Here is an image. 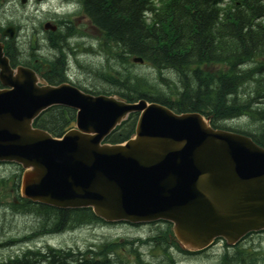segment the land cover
<instances>
[{
	"label": "water",
	"instance_id": "obj_1",
	"mask_svg": "<svg viewBox=\"0 0 264 264\" xmlns=\"http://www.w3.org/2000/svg\"><path fill=\"white\" fill-rule=\"evenodd\" d=\"M0 69L13 87L0 91V161L27 168L24 196L62 208L92 206L107 220L169 219L190 249L217 236L234 244L264 229V147L250 136L145 100L95 97L66 84L39 87L33 72L13 76L1 47ZM55 103L80 109L77 128L62 139L32 125ZM136 110L142 111L136 138L101 144Z\"/></svg>",
	"mask_w": 264,
	"mask_h": 264
},
{
	"label": "trees",
	"instance_id": "obj_2",
	"mask_svg": "<svg viewBox=\"0 0 264 264\" xmlns=\"http://www.w3.org/2000/svg\"><path fill=\"white\" fill-rule=\"evenodd\" d=\"M84 6L94 23L121 47L122 55L141 56L167 83L165 89L129 72L125 78L96 74L109 88L130 100L144 97L159 101L177 112L201 111L211 117L215 127L245 116L247 124L253 126L246 133L264 146V107L254 106L264 95V0H84ZM61 41L53 40L55 54L61 50ZM29 42L27 38L25 45ZM56 60L54 81L63 76L65 64L59 55ZM165 71L173 72L175 79L165 76ZM243 86L247 92V87L253 86L254 96L248 93L242 99ZM74 117V109L53 106L39 116L36 124L61 136ZM136 119L137 113L132 114L106 140L116 143L128 139ZM21 205L23 213L35 214L39 226L43 224L47 230L98 219L91 208L60 209L29 200ZM167 239L165 234L160 242ZM118 245L109 242L83 252L27 249L0 264H113L111 254ZM223 260L228 264H264V252L237 246L232 255L225 253Z\"/></svg>",
	"mask_w": 264,
	"mask_h": 264
},
{
	"label": "rangeland",
	"instance_id": "obj_3",
	"mask_svg": "<svg viewBox=\"0 0 264 264\" xmlns=\"http://www.w3.org/2000/svg\"><path fill=\"white\" fill-rule=\"evenodd\" d=\"M23 12L15 13V17L21 22L22 25H28L30 21L24 20ZM35 17L34 19H36ZM97 39H95V46L97 47ZM49 50V49H47ZM46 50V51H47ZM74 59V57H72ZM82 64L77 61L74 63V67L70 70L73 74L74 79L94 91H109L113 88H109V84L101 81L97 78L98 69L103 65L107 68L110 67L103 54H91L88 56H82L80 59ZM82 65V66H81ZM118 66L117 64L114 65ZM122 71L123 68H120ZM132 71L139 75H145L151 81L155 79L156 72L153 68L149 67L147 64H135L132 66ZM165 76L175 79L173 72H166ZM166 89L167 87L164 86ZM240 87L241 98H246V96L251 94L254 95L253 86H248L249 92L246 91V87ZM115 90V89H114ZM247 92V93H245ZM248 97V96H247ZM263 101L255 105L264 107V98H260ZM247 118H231L226 121H222L220 124L228 128H252L250 126ZM20 173V167L16 163L4 162L0 164V178L8 179L10 187H0V195L4 194V197L0 200L3 207H0V245L7 241L9 237H14L13 239H19L20 236L25 235V233L33 232L39 225L38 219L35 214H26L22 212H17L13 208L7 207V204L11 202L19 192V187H14L13 175H18ZM16 183L18 179L15 178ZM80 224V223H79ZM43 226V225H42ZM167 227L166 223H146L138 226L131 225L129 223H119V224H106L99 222H83L80 225L74 227L73 229L66 228L63 232L50 235L41 236V238L35 237V239H27L26 241L17 242L15 244H9L7 246L0 247V260L4 259L8 255H14L19 253L27 245L33 246L35 244L44 246L45 243H52L55 247H72L86 249L93 244H99L104 241H109L111 239L121 238L123 240H133L136 241L138 237H150L154 235H159L165 231ZM47 230V228L45 229ZM153 239H157L155 236ZM221 243V242H220ZM249 246H260L264 248V234H254L247 240ZM126 244V247L119 252L118 257L123 261L122 264H137L138 257L140 260L146 264H167L164 259L167 254L164 247H156L150 243L146 244ZM164 250V251H163ZM175 255L176 258L182 259V256H178L179 249L174 247L169 248ZM223 252L221 244L210 249L208 254L204 253L202 256L197 257H187L184 258V262L180 264H217L219 261L220 254ZM117 256V255H116ZM164 260V261H163ZM141 263V262H139ZM143 264V263H142Z\"/></svg>",
	"mask_w": 264,
	"mask_h": 264
},
{
	"label": "flooded vegetation",
	"instance_id": "obj_4",
	"mask_svg": "<svg viewBox=\"0 0 264 264\" xmlns=\"http://www.w3.org/2000/svg\"><path fill=\"white\" fill-rule=\"evenodd\" d=\"M68 2L82 3L81 0H0V41L4 44L6 54L13 64L26 62L37 71H45L48 65H44L45 62H43V60L50 57L53 63H49V67L53 66V69H56L58 65L57 60L55 61V56L59 55L60 57L62 50L68 52L69 46H67V44L73 45L74 40H86L89 37V33L94 31L90 18L80 10L79 12L81 13L68 10L70 9ZM25 6L31 8L35 7L36 12H40V9H42L44 13V17L38 22L39 26L44 31V35L41 36L38 34L35 25L31 29L33 33L30 39L32 40V38H35V45H31L30 39V44L28 46L25 45L27 38L24 36V38L21 39V25L13 14V9ZM64 8H67V11H64ZM9 10L16 20V23L14 20H1V14L9 12ZM46 21L57 24L60 31L57 33L45 29L44 23ZM9 25L15 26L14 37L4 34L5 28ZM63 38L65 39V44L60 47L61 50L58 54L52 51L54 49H51V55L43 52V49L46 50L48 45L51 46L54 39L64 40ZM75 48L76 46L74 49Z\"/></svg>",
	"mask_w": 264,
	"mask_h": 264
},
{
	"label": "bare ground",
	"instance_id": "obj_5",
	"mask_svg": "<svg viewBox=\"0 0 264 264\" xmlns=\"http://www.w3.org/2000/svg\"><path fill=\"white\" fill-rule=\"evenodd\" d=\"M43 224L40 225V231H44L46 229V227H44V225L42 226Z\"/></svg>",
	"mask_w": 264,
	"mask_h": 264
}]
</instances>
